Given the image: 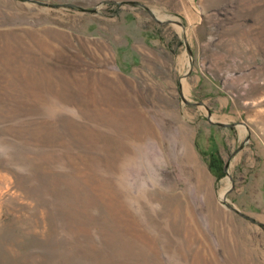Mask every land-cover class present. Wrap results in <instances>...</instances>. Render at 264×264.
I'll list each match as a JSON object with an SVG mask.
<instances>
[{
  "label": "rangeland",
  "instance_id": "obj_1",
  "mask_svg": "<svg viewBox=\"0 0 264 264\" xmlns=\"http://www.w3.org/2000/svg\"><path fill=\"white\" fill-rule=\"evenodd\" d=\"M0 264H264V0H0Z\"/></svg>",
  "mask_w": 264,
  "mask_h": 264
},
{
  "label": "trees",
  "instance_id": "obj_2",
  "mask_svg": "<svg viewBox=\"0 0 264 264\" xmlns=\"http://www.w3.org/2000/svg\"><path fill=\"white\" fill-rule=\"evenodd\" d=\"M211 167L214 168V169H216V167L213 164H211Z\"/></svg>",
  "mask_w": 264,
  "mask_h": 264
}]
</instances>
